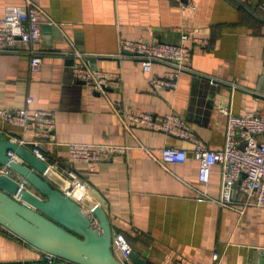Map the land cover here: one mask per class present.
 Returning a JSON list of instances; mask_svg holds the SVG:
<instances>
[{
  "label": "crops",
  "instance_id": "obj_1",
  "mask_svg": "<svg viewBox=\"0 0 264 264\" xmlns=\"http://www.w3.org/2000/svg\"><path fill=\"white\" fill-rule=\"evenodd\" d=\"M37 1L42 36L32 48L42 58L41 68L32 70L31 55L20 42L15 46L20 51L0 52V106L54 112L60 144L45 147L47 163L58 171L76 169L83 190L107 212L113 232H123L134 251L153 264H214V252L220 264H264V207L201 199V192L220 198V166L203 184L192 142L139 124L128 127L116 110L118 104L121 113L175 111L209 148H223L227 117L219 105L230 104L236 114H264V22L232 0H195V9L184 0ZM244 1L255 10L264 2ZM24 3L0 0V22L7 6ZM185 32L208 45L193 37L182 40ZM122 37L191 47L189 69L181 72L178 87L155 88L152 78L171 65L154 61L150 71L144 70L141 60L121 54ZM82 61L117 73L121 86L105 93L90 89L73 74L74 63ZM208 78L211 84H226L222 94L203 90ZM0 132L16 140L24 135L22 127L2 118ZM70 142L129 148L90 169L70 160ZM165 147L185 149L186 160L162 164ZM43 257V251L0 224V264ZM57 264L77 263L60 259Z\"/></svg>",
  "mask_w": 264,
  "mask_h": 264
},
{
  "label": "built area",
  "instance_id": "obj_2",
  "mask_svg": "<svg viewBox=\"0 0 264 264\" xmlns=\"http://www.w3.org/2000/svg\"><path fill=\"white\" fill-rule=\"evenodd\" d=\"M24 1V5H9L6 8L5 16L0 22V52H18L20 49L15 46L17 42H20L24 46V51L31 55L32 70L37 71L41 68L42 58L32 46L38 43L42 36L43 10L37 0ZM184 1L182 4L185 6L196 8L195 0ZM257 9L264 12V2L258 4ZM192 37L188 32L182 34L184 41L192 38L197 44L208 45L206 40L198 36ZM28 46L31 47L28 48ZM120 50L122 55L141 60L146 71L151 70L154 61L171 65L172 68L162 76L152 78V84L157 89H176L179 76L182 71L189 69L187 63L192 57L191 47L184 43L145 42L123 37L120 39ZM78 56L81 60L85 58L81 53H78ZM72 67L75 78L83 81L94 91L105 93L109 88L121 86L120 76L117 73L102 71L83 61L74 63ZM27 101L33 103L34 97L29 96ZM116 110L128 127L131 124H139L192 142L193 154L200 163L199 180L203 184L209 183L212 168L216 165L220 166V198H211L206 192H201V199L216 200L232 207L238 204L244 207H264V114L255 111L236 114L230 104L219 105V111L227 117L226 140L223 148L211 149L175 111L154 114L148 111L130 110L121 113L118 104H116ZM0 118L22 127L24 135L17 141L45 162L48 160L45 147L60 144L57 138L56 117L50 110L32 109L29 106L20 108L0 106ZM67 148L72 162L85 164L91 169L102 161L125 153L129 146L100 142H70L67 143ZM8 156L11 161H23L15 151L9 150ZM186 157L187 151L183 148L165 147L161 150L160 161L162 164L183 162ZM59 172L74 188L83 190L81 175L76 169L65 168ZM0 174L10 176L14 174L9 162L0 163ZM112 248L120 259L129 258L134 250L130 240L121 231L114 233ZM44 256L47 257L45 263L26 261L22 264H57L60 260L49 253H44ZM213 258L214 264H220L218 252H214Z\"/></svg>",
  "mask_w": 264,
  "mask_h": 264
},
{
  "label": "water",
  "instance_id": "obj_3",
  "mask_svg": "<svg viewBox=\"0 0 264 264\" xmlns=\"http://www.w3.org/2000/svg\"><path fill=\"white\" fill-rule=\"evenodd\" d=\"M234 1L264 22V16L244 0ZM206 80L203 90L215 95L222 94L223 86L227 87ZM9 150L15 151L23 161H11ZM7 162L14 174H0V224L37 249L64 261L153 264L134 250L129 258L120 259L112 248L114 232L103 206L85 191L74 188L57 169L17 140L0 132V163ZM38 261L45 263L47 257ZM11 263L14 262H7Z\"/></svg>",
  "mask_w": 264,
  "mask_h": 264
},
{
  "label": "trees",
  "instance_id": "obj_4",
  "mask_svg": "<svg viewBox=\"0 0 264 264\" xmlns=\"http://www.w3.org/2000/svg\"><path fill=\"white\" fill-rule=\"evenodd\" d=\"M234 3H236L234 0H232ZM237 4V3H236ZM242 10H244L242 7H240ZM255 9V8H254ZM257 10V8H256ZM246 13H248L246 10H244ZM249 14V13H248ZM250 15V14H249Z\"/></svg>",
  "mask_w": 264,
  "mask_h": 264
}]
</instances>
